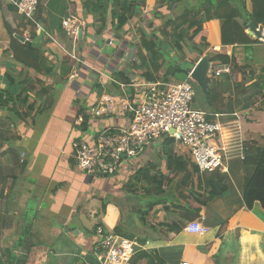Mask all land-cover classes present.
<instances>
[{
  "label": "crops",
  "instance_id": "crops-1",
  "mask_svg": "<svg viewBox=\"0 0 264 264\" xmlns=\"http://www.w3.org/2000/svg\"><path fill=\"white\" fill-rule=\"evenodd\" d=\"M12 1L1 0L7 19L13 28L24 31L17 35L27 41L30 38V43L31 40L36 42L31 39L34 32L31 25L20 24L7 13L6 6ZM70 1L81 7L80 0ZM153 8L149 3L143 14ZM248 8L252 10L250 1ZM71 12L70 6L68 14L72 15ZM58 13L53 11L55 15ZM141 17L136 16L130 22L122 41L112 33H107L106 37L96 36L87 27L81 37L84 39L75 49L77 67L70 79L57 89L54 106L41 111L35 125L32 117L22 112L27 85L23 86L22 82L37 76L53 84L59 83V78L40 75L24 67L14 57L11 37L0 34V94H4L0 99V264H99L94 250L95 228L102 224L111 232L116 223L121 222L120 201L130 200L123 192V184L136 169L155 158L158 145L147 148L129 170L112 178L81 171L76 164L73 143L83 138L91 140L102 127L128 123V117L98 118L91 110L102 95L109 91L111 94L120 92L113 81L123 82L118 81L114 73L126 71L131 79L141 80L139 73L131 69L135 59L132 46L138 42ZM89 19L87 15L83 20L87 24ZM221 25L218 19L204 23V30L209 34V47L204 55L225 54L232 59L229 76L233 85L222 93V101L218 103L220 113L215 119L225 124L239 121L245 154L254 144L264 146V39L251 36L247 26L245 33L252 43L223 45ZM57 37L60 45L73 51L65 34ZM18 41L25 43L19 38ZM39 42L44 46V40ZM115 44H118L117 51L102 52L107 45ZM14 45L20 48L18 43ZM45 48L50 51L46 54L45 66H54L57 59H63L56 49H53L54 54L49 46ZM227 76L217 79L223 81ZM101 89L104 91L100 94ZM203 112L211 114L208 103ZM223 139L228 145V130ZM175 147L179 154L189 158L185 146L176 143ZM225 162L229 191L213 200L202 217L194 219H200L208 228L207 232L197 234L182 230L170 233L165 239L143 223L129 221L128 229L135 225V230L140 231L137 234L147 238L136 256L140 251L154 250L159 255L154 264H207L208 258L220 254V264H264V208L259 202H255L252 209L247 208L243 197L244 182L251 169L244 166L240 154H234ZM168 218L176 219L172 213ZM134 264H148V260L136 257ZM208 264L214 263L209 261Z\"/></svg>",
  "mask_w": 264,
  "mask_h": 264
},
{
  "label": "trees",
  "instance_id": "trees-1",
  "mask_svg": "<svg viewBox=\"0 0 264 264\" xmlns=\"http://www.w3.org/2000/svg\"><path fill=\"white\" fill-rule=\"evenodd\" d=\"M45 1L40 0L35 14L36 22L46 31L44 33L39 32L35 23L20 14L13 3L6 6L10 17L20 24L28 23L34 29L31 39H36V42L31 40L30 43L29 38V41L20 43L16 35L22 34L12 27L0 0L3 26L11 37L16 61L40 75H54L59 78V83L55 81V84H50L51 82H46L37 76L22 82L23 86L24 83L27 84L24 89L26 94L23 97L25 108L22 112L32 117L33 125L39 119L41 111L54 106L57 89L70 79L78 65L77 60L69 54L72 48H64L59 44L57 37L65 34L68 44L73 47L74 41L63 26L64 18L70 16L68 14L70 6L72 15L82 19L84 16H89L87 27L96 36L106 37L107 33H112L118 41H122L128 33L130 22L136 16L142 15L138 22L140 26L137 30L138 42L132 46L135 59L131 62V69L139 73L141 80L152 83L170 82L174 73L183 72L181 69L183 64H196L205 56V51L209 47V34L204 30V23L213 19L222 22L223 45L238 42L252 43L245 33L248 24L255 22L264 26V0H80L81 7L70 0H49L47 3ZM248 1L252 4V10L248 8ZM149 3L153 5V10L143 14V9ZM53 11L59 13L55 15ZM39 40H44V46H49L52 52L56 49L62 53L63 59L59 61L57 59L54 66H45L46 54L50 51L44 49ZM17 43L19 49L14 45ZM207 55L215 65L232 62V59L225 54L208 53ZM225 75L228 76L223 81L217 79L219 77L208 80L209 97L206 99L211 108V114H207L209 120H215L216 114L220 113L218 103L222 101V93L233 85L229 74ZM114 76L123 83L132 82L126 71L116 72ZM193 85L196 92V85L199 84L195 82ZM103 91L101 89L100 94ZM3 97L4 94L1 93L0 99ZM239 103L240 101L237 105ZM85 122L86 119L83 125L86 124ZM175 144L173 139L162 141L156 146L155 158L136 169L123 184V192L130 199L136 198L139 201L135 213L138 214L140 222L145 227L160 232L165 239H168L170 233L184 230L191 220L202 217L213 200L229 191L225 172L217 170L202 173L193 159L175 150ZM244 166L251 169L246 175L243 186L245 205L252 209L254 203L259 202L264 208V146L254 144L248 147L244 154ZM103 206L105 207L106 203ZM170 213L174 214L176 219L170 220L168 218ZM121 223L116 227V233L137 243L133 263L136 257H145L148 264H154V260L159 259L157 251H140L141 253L136 256L140 246L145 245L147 238L129 231L122 220ZM221 260V255L217 254L213 259L208 258L207 264L209 261L220 264Z\"/></svg>",
  "mask_w": 264,
  "mask_h": 264
},
{
  "label": "built area",
  "instance_id": "built-area-1",
  "mask_svg": "<svg viewBox=\"0 0 264 264\" xmlns=\"http://www.w3.org/2000/svg\"><path fill=\"white\" fill-rule=\"evenodd\" d=\"M12 3L20 14L36 24L39 32H46L35 18L40 0H13ZM63 26L74 41L73 51L69 54L79 62L75 49L87 24L77 15H70L64 18ZM231 72V64L219 68L212 65L209 77ZM135 80L131 83L113 81L120 92L102 95L98 105L91 110L98 118L128 117L129 122L102 127L91 140L73 143L74 157L81 171L116 177L131 168L133 158L141 157L147 148L166 139L185 146L202 173L226 171L225 161L234 154L244 158L239 121L225 124L220 120H209L205 112L192 108L196 92L191 73L183 82ZM127 88H132L133 93L127 92ZM226 130L230 140L228 145L223 139ZM207 230L200 219L192 220L184 227V231L197 234ZM94 232V250L99 264H134L137 244L134 240L107 231L102 224L97 225Z\"/></svg>",
  "mask_w": 264,
  "mask_h": 264
},
{
  "label": "rangeland",
  "instance_id": "rangeland-1",
  "mask_svg": "<svg viewBox=\"0 0 264 264\" xmlns=\"http://www.w3.org/2000/svg\"><path fill=\"white\" fill-rule=\"evenodd\" d=\"M17 31L19 33L24 32L22 29H19V27H18V30ZM0 34H2V37H5V35L8 36V34L6 33V30L4 29V26H3V21H2V15H1V13H0ZM81 37H82V35H81ZM81 37L79 39H81ZM137 41H138V38H137ZM117 50H118V44H115L112 47L107 45L106 47L103 48V51L102 52L103 53H111V52H115ZM118 54L120 55V52ZM187 78H188V73L185 72V71L180 72V73H174V75L172 76V79H171L170 82H183V81H186ZM126 91L129 92V93H133L132 88H127ZM206 104H207L206 96L202 92L201 87L199 85H196V94H195L194 101L192 103V108L194 110H201V111H203V109H204V107H205ZM178 144H180V143H178ZM137 159H139V158H133V160L131 162H135ZM124 172H126V171H124ZM109 177L114 178L113 176H109ZM120 202H121V205H122L121 206V209H122V212H123V218H122V220H123V223H124L125 227H127L126 225H127V223L129 221H131L133 224H134V222H136V223H138L140 225V220H139L138 214L135 213L136 208L139 206L138 199L132 198V199L128 200L127 202H125V199H123ZM101 221L104 224L107 225L105 218H102ZM120 224H122V223L121 222H119L118 224L116 223L115 227L113 228V230H111V232L117 234L116 233V227H119ZM129 228H130L129 231L134 232L136 235H138L139 232H140V231L135 230V225H132V227H129ZM150 238H151V240L156 241L153 236H150Z\"/></svg>",
  "mask_w": 264,
  "mask_h": 264
},
{
  "label": "water",
  "instance_id": "water-1",
  "mask_svg": "<svg viewBox=\"0 0 264 264\" xmlns=\"http://www.w3.org/2000/svg\"><path fill=\"white\" fill-rule=\"evenodd\" d=\"M249 33L251 36H255L258 39H264V28L263 26L257 25L255 22H250L248 24ZM20 40L27 41L25 37L17 35ZM212 67V62L208 55L200 58L196 64H183L181 66L182 71L191 73L194 81L199 84L203 93L208 98L209 97V72ZM126 157V156H124ZM103 175V174H101Z\"/></svg>",
  "mask_w": 264,
  "mask_h": 264
},
{
  "label": "clouds",
  "instance_id": "clouds-1",
  "mask_svg": "<svg viewBox=\"0 0 264 264\" xmlns=\"http://www.w3.org/2000/svg\"><path fill=\"white\" fill-rule=\"evenodd\" d=\"M215 66V65H214ZM210 78V77H209Z\"/></svg>",
  "mask_w": 264,
  "mask_h": 264
}]
</instances>
